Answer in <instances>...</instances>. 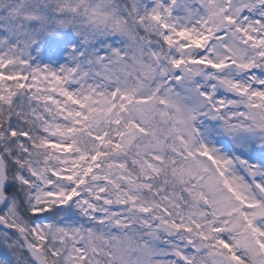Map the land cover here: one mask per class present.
Masks as SVG:
<instances>
[{
    "label": "snow or ice",
    "instance_id": "obj_1",
    "mask_svg": "<svg viewBox=\"0 0 264 264\" xmlns=\"http://www.w3.org/2000/svg\"><path fill=\"white\" fill-rule=\"evenodd\" d=\"M0 264H264V0H0Z\"/></svg>",
    "mask_w": 264,
    "mask_h": 264
}]
</instances>
